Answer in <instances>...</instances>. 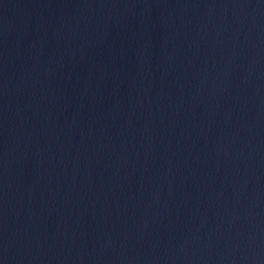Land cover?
<instances>
[{"label":"water","instance_id":"water-1","mask_svg":"<svg viewBox=\"0 0 264 264\" xmlns=\"http://www.w3.org/2000/svg\"><path fill=\"white\" fill-rule=\"evenodd\" d=\"M0 264H264V0H0Z\"/></svg>","mask_w":264,"mask_h":264}]
</instances>
